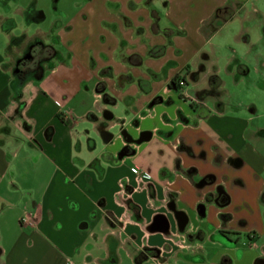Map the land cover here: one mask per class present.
I'll list each match as a JSON object with an SVG mask.
<instances>
[{"label": "crops", "instance_id": "1", "mask_svg": "<svg viewBox=\"0 0 264 264\" xmlns=\"http://www.w3.org/2000/svg\"><path fill=\"white\" fill-rule=\"evenodd\" d=\"M257 1L75 0L66 23L53 18L43 72L22 80L29 39L46 32L13 35L33 23L17 0H0V160L33 156L43 176L19 219L24 242L0 250L5 264H264L253 117L199 96L218 72L220 21ZM226 71L250 74L235 57ZM176 77L193 87H175ZM119 105L121 124L110 110Z\"/></svg>", "mask_w": 264, "mask_h": 264}, {"label": "rangeland", "instance_id": "2", "mask_svg": "<svg viewBox=\"0 0 264 264\" xmlns=\"http://www.w3.org/2000/svg\"><path fill=\"white\" fill-rule=\"evenodd\" d=\"M17 1L21 6L33 5L35 8L48 10L47 19L41 21L38 25L22 24L21 28L18 26L17 29L13 30L12 34L20 36V31L25 30L27 33H35L34 29H40L46 33L32 36L29 41L31 42L35 37H39L44 44L50 47L55 41L52 36L54 16L64 24L74 13L72 2L75 0H61L59 5L61 13L57 14H54L56 6H54L53 0ZM83 1L77 0L76 3L81 6L80 4ZM254 8L259 10L262 15L253 11ZM16 21L21 20L16 19ZM219 25L222 29L217 36V40L221 42L219 43V48H216L213 56L215 63L212 65L213 71L218 69L217 78L215 76L205 79L203 82L206 83V87L200 92L199 96L205 99L213 96L217 99L219 108L223 107L225 111L232 114L253 117L247 128L248 139H251L254 134L255 137L251 139V143L255 149L264 155V0L255 2L252 7L248 4L245 6L244 11L236 15L234 20L228 21L226 24L220 21ZM3 39V35H0V44H3ZM62 50L64 51L65 48L62 47ZM209 50V47H207L206 51ZM63 51L61 52L63 53ZM231 57L241 60L250 69V74L234 79L226 71L227 63L231 60ZM173 64L176 65V62L173 61ZM49 66H47L46 71H51L52 66ZM203 66L205 67V65ZM236 68L235 66V71H237ZM178 81L179 79L176 77L175 83L177 84ZM187 84V86L181 88L188 89L193 87V82L189 77L187 78ZM182 89L174 92L178 94L182 92ZM110 110L117 118L115 123L121 124L126 115L125 105H119V109H116V111L113 108ZM250 112H254V114L251 115L249 114ZM258 128H262V130L259 131ZM14 153L12 151L6 158L0 160V175L3 174L2 177L0 176L2 178V181L0 180V198L4 199L3 205L0 206V250L4 246L7 247L8 243L11 245L14 242L13 246L17 245V247H20L22 242H24L22 241L24 238L21 240V237L27 234L28 229L20 228L19 219L27 214L25 209L26 202L28 201L31 205L32 201L37 200V191L30 187L32 181H37V178H39L40 182L43 177L38 174L40 169L39 160H36L33 156L26 159L19 154L14 155ZM5 168L6 170L4 171ZM220 191L224 192L222 187ZM21 233L23 236L20 235ZM5 237L8 238L7 244L5 243ZM11 237H16V240ZM16 241L17 244L15 245ZM0 259L2 262L0 264L8 262L4 255Z\"/></svg>", "mask_w": 264, "mask_h": 264}, {"label": "flooded vegetation", "instance_id": "3", "mask_svg": "<svg viewBox=\"0 0 264 264\" xmlns=\"http://www.w3.org/2000/svg\"><path fill=\"white\" fill-rule=\"evenodd\" d=\"M61 0H53L54 14L59 11ZM25 14L30 23L39 24L41 21L47 19L48 10L35 8L33 5H25ZM46 51H48L46 53ZM52 47L43 43L39 37H35L28 45L25 54L17 64V70L21 79L24 80L29 77H37L44 70V64L52 56Z\"/></svg>", "mask_w": 264, "mask_h": 264}, {"label": "trees", "instance_id": "4", "mask_svg": "<svg viewBox=\"0 0 264 264\" xmlns=\"http://www.w3.org/2000/svg\"><path fill=\"white\" fill-rule=\"evenodd\" d=\"M163 51H164V48H163V47H157V48H155V49H152L151 52H150V54H151L152 56H154V57H158V56H160V55L163 54ZM130 61H131L132 64H135V65L139 64V62H140V60H139L138 57H136V60H134L133 58H131ZM175 79H176V78H174V79L171 81V84H172V85H175V87H176L177 84L175 83ZM177 87H178V86H177ZM104 98H105V97H104Z\"/></svg>", "mask_w": 264, "mask_h": 264}, {"label": "built area", "instance_id": "5", "mask_svg": "<svg viewBox=\"0 0 264 264\" xmlns=\"http://www.w3.org/2000/svg\"><path fill=\"white\" fill-rule=\"evenodd\" d=\"M177 85L179 87H183L184 86V81L182 79L179 80L178 83H177ZM131 172H132L133 175H138V170L136 168H132L131 169Z\"/></svg>", "mask_w": 264, "mask_h": 264}, {"label": "water", "instance_id": "6", "mask_svg": "<svg viewBox=\"0 0 264 264\" xmlns=\"http://www.w3.org/2000/svg\"><path fill=\"white\" fill-rule=\"evenodd\" d=\"M102 136H103V139H104L106 142H108V140L106 139V138H107L106 136H108V134L105 133V135H102Z\"/></svg>", "mask_w": 264, "mask_h": 264}]
</instances>
